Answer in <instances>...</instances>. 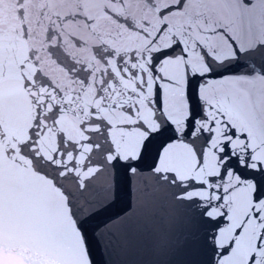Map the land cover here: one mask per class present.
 Masks as SVG:
<instances>
[{
    "label": "snow or ice",
    "instance_id": "1",
    "mask_svg": "<svg viewBox=\"0 0 264 264\" xmlns=\"http://www.w3.org/2000/svg\"><path fill=\"white\" fill-rule=\"evenodd\" d=\"M234 31L226 0H0V249L96 264L89 221L132 182L96 237L108 264L161 188L198 225L165 264H192L194 245L208 264H264V76L226 75Z\"/></svg>",
    "mask_w": 264,
    "mask_h": 264
},
{
    "label": "water",
    "instance_id": "2",
    "mask_svg": "<svg viewBox=\"0 0 264 264\" xmlns=\"http://www.w3.org/2000/svg\"><path fill=\"white\" fill-rule=\"evenodd\" d=\"M258 0H226L231 12V22L236 31L227 33L230 43L243 50L235 59L226 61L223 65L229 68L226 73L230 78L255 79L257 75L264 76V14L250 13ZM264 2V0H260ZM254 49L255 51H249ZM247 79L240 80L238 87L248 93L253 107L259 98V90L250 89ZM195 106V101H193ZM145 173L154 163V146L139 162ZM143 243L146 260L152 264H165L172 260V252L177 240L188 231H198V225L192 223L185 211L175 207L168 191L161 188L157 200L150 206L143 217ZM210 253L193 246L185 257L192 264H208Z\"/></svg>",
    "mask_w": 264,
    "mask_h": 264
}]
</instances>
